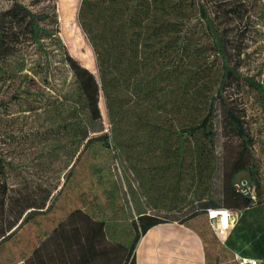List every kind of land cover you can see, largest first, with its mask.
Returning a JSON list of instances; mask_svg holds the SVG:
<instances>
[{"label":"rangeland","instance_id":"obj_1","mask_svg":"<svg viewBox=\"0 0 264 264\" xmlns=\"http://www.w3.org/2000/svg\"><path fill=\"white\" fill-rule=\"evenodd\" d=\"M17 1L50 19L38 41L0 58V264H74L88 235L91 264H123L139 215H190L215 240L205 203L224 205L222 190L242 178L264 201V90L225 84L238 136L210 31L213 19L229 64L264 85V0H219L230 17H214V0ZM67 56L93 72L96 93ZM98 59L112 66L109 99Z\"/></svg>","mask_w":264,"mask_h":264},{"label":"trees","instance_id":"obj_2","mask_svg":"<svg viewBox=\"0 0 264 264\" xmlns=\"http://www.w3.org/2000/svg\"><path fill=\"white\" fill-rule=\"evenodd\" d=\"M214 4V17L219 16V14L223 17H230L235 14V10L232 6L230 7V9L225 10L223 7L224 4H222V2H220L219 0H214ZM49 19L50 14L48 12H34L29 9L24 3L17 0H13L12 4L8 8L0 11V58H6L14 54L24 44L26 40L38 41L46 32L45 28L41 24ZM210 31L216 43V52L221 57L222 62L223 73L218 88V96L220 97L223 106L224 118L234 128L236 134L240 137H243L246 134L245 127L243 126V121L238 115H235L232 112L227 100L223 97L222 91L224 89V86L226 83H229L232 84V87L234 89H238L240 84H242V81L244 80L245 84L249 87H252L257 91H262L264 90V85H262V83L258 81H255L253 77L243 76L239 72L238 68L229 64V53L227 52L225 47L227 39L225 36H221L218 34L217 29L213 25V19L210 20ZM107 62H109L108 59H106V62H104L103 59H98L100 83L101 86L105 89L106 97L109 99V86L111 85V79L108 78V71L112 70V66H109ZM67 64L70 66L73 74L75 75V78L77 79L80 87L84 89L86 95L88 94V85H91L94 88L95 93L98 91L99 82L97 78L93 75V72L88 70L86 67L80 65L75 59L70 56H67ZM93 105L95 111L98 112L96 98L93 100ZM242 167L243 166H237L233 169V171L237 172ZM222 194L224 198V205L209 200L207 203H205L204 206H202V210L204 211L205 216L207 208L227 207L232 209H241L248 207L254 203H259L257 202V200L252 201L249 197L244 195L242 196V194L238 190H233L229 192L228 189H223ZM185 218L188 219L191 217L189 215L185 216ZM164 219H167V217H159L147 214L139 215L140 233L138 238L147 229L158 224L159 222L164 221ZM98 226L99 229H102V222H99ZM7 236L8 235H4L3 231H0V241L6 239ZM91 239L92 237H89L88 235L87 242L84 243V245H82L80 242L78 244V246L82 249L77 250V252H82L84 254L83 257L85 261L91 259L94 254V247L90 242ZM123 264H136L134 259V253L132 254L131 260Z\"/></svg>","mask_w":264,"mask_h":264},{"label":"crops","instance_id":"obj_3","mask_svg":"<svg viewBox=\"0 0 264 264\" xmlns=\"http://www.w3.org/2000/svg\"><path fill=\"white\" fill-rule=\"evenodd\" d=\"M234 210L236 222L224 239L214 234L215 240L212 234L204 236L192 224L193 218L164 219L138 238L133 252L135 263L223 264L226 257L239 254L264 264V201ZM77 254L76 264H91L94 257L85 261L82 252Z\"/></svg>","mask_w":264,"mask_h":264},{"label":"built area","instance_id":"obj_4","mask_svg":"<svg viewBox=\"0 0 264 264\" xmlns=\"http://www.w3.org/2000/svg\"><path fill=\"white\" fill-rule=\"evenodd\" d=\"M237 187L242 195L249 197L252 201L256 200L257 187L252 180L242 178L237 183ZM206 217L211 230L219 239H224L236 222L235 211L227 207L207 208ZM234 258L238 264L259 263L258 259L242 257L239 254H234Z\"/></svg>","mask_w":264,"mask_h":264}]
</instances>
